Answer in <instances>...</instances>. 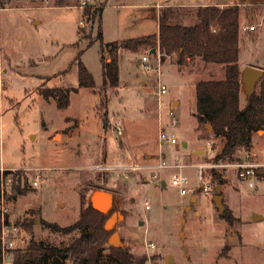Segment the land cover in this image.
<instances>
[{
	"label": "rangeland",
	"instance_id": "374dc122",
	"mask_svg": "<svg viewBox=\"0 0 264 264\" xmlns=\"http://www.w3.org/2000/svg\"><path fill=\"white\" fill-rule=\"evenodd\" d=\"M3 1L0 169L23 175L19 182L20 187L25 186L23 192L14 197L10 189L6 195L9 221L20 224L15 240L18 249H24L30 239L67 245L71 235L52 233L41 221L61 226L73 223L89 206L91 193L102 189L114 195L110 213L123 215L115 229L133 264H138L136 258L142 260L139 264H264V132L254 133L251 144L239 152L241 159L249 156L248 160L258 165L255 170L260 173L252 178L253 186L238 178L236 161H210L217 147L212 149L211 140L200 138L193 115L195 82L190 73L201 71L200 64L177 66L174 58H169L160 61L158 75L154 69L158 50L150 56V70L141 64L147 50H120L117 87L105 88L101 96L93 89L78 87L70 92L67 107L59 109L56 100L44 99L40 90L77 87V57L101 87L99 42L87 46L96 35L97 18L87 20L79 0H69L71 4L63 6L53 5L54 0ZM182 1L87 3L102 5V37L111 42L155 33L158 4ZM250 11L251 7H243V15ZM194 21L193 15L183 23ZM261 22L256 16L240 24L255 26L254 30L239 29V63L244 69L251 65L264 69ZM162 85L166 93L157 97ZM239 104H245L243 93ZM172 118L177 143L160 145V123H171ZM116 126L121 128L120 135ZM160 153L170 167L156 171L158 178L151 176L154 170L134 168L155 163ZM174 163L184 165L181 172L189 180L184 195L171 183L177 170L171 167ZM211 167L225 177L222 202L231 213V223L214 206ZM35 172L40 177L37 185L31 186ZM202 182L211 184L208 194L202 192ZM253 214L262 218L253 221ZM148 241L155 248L147 250ZM108 249L106 244L99 264H116L109 261Z\"/></svg>",
	"mask_w": 264,
	"mask_h": 264
},
{
	"label": "trees",
	"instance_id": "16d2710c",
	"mask_svg": "<svg viewBox=\"0 0 264 264\" xmlns=\"http://www.w3.org/2000/svg\"><path fill=\"white\" fill-rule=\"evenodd\" d=\"M0 4H4L0 0ZM69 0H54L53 5H70ZM187 8L165 6L158 12V32L139 37L126 38L120 41L104 42L101 28L102 5L86 4L83 14L87 20L97 18L98 27L90 46L99 42V61L101 65L102 83L98 87L92 73L77 57L78 86L72 88L43 87L40 94L44 99H55L59 109L69 103L70 92L79 87L93 89L102 95L105 88H115L119 82L118 53L119 50L138 52L147 50L159 52L160 61L166 57L174 58L177 66L185 65L188 60L198 59L202 63L220 65L223 77L220 79H197L195 87V110L198 134L201 139L211 140V148L217 150L210 159L214 164L241 160L239 152L251 144L253 134L258 130L264 132V69L257 80L254 90L246 94L245 104L240 107V92L243 89L241 70L238 65L239 56V7L230 5L220 8L215 5L200 6L195 9V21L191 25L183 24L188 14ZM81 51L78 52L80 54ZM103 98H101L102 102ZM210 127V131L208 130ZM219 141L220 145H217ZM11 174V192L14 197L21 194L22 172L4 170ZM212 181L223 185V173L214 167L210 168ZM25 183V182H24ZM215 190V188H214ZM110 212L103 214L95 210L91 204L79 212L73 223L61 226L56 222L42 220L41 223L52 233L71 235L70 242L61 246L30 239L24 249H17L14 264H99V257L108 244L110 231L103 227ZM221 217L228 223L232 216L225 206ZM29 228L28 223H23ZM109 245V244H108ZM115 248V249H114ZM107 257L116 264H133L130 253L122 247L109 245ZM137 263L142 260L136 258ZM1 264V261H0Z\"/></svg>",
	"mask_w": 264,
	"mask_h": 264
},
{
	"label": "built area",
	"instance_id": "2783aa9c",
	"mask_svg": "<svg viewBox=\"0 0 264 264\" xmlns=\"http://www.w3.org/2000/svg\"><path fill=\"white\" fill-rule=\"evenodd\" d=\"M89 0H79L80 7H84L86 4H88ZM79 24L82 25V20L79 21ZM239 29H242L244 31L246 30H253L254 25H242L239 26ZM152 53H145L141 56V64L145 70H150V56ZM156 67L154 68L158 75L160 74V58H159V52H157V59L155 61ZM166 93V87L163 85L160 86L156 92L157 97H161V95ZM172 114V111H169V115ZM175 119L172 118L171 123H164L162 125V121L160 123V128L158 130V143L160 145L167 143V144H176L177 138L175 136V133L173 131V126L175 124ZM116 134H121V128L119 126L115 127ZM249 156L246 159H241L239 161H236L234 165L237 168V176L239 179L246 181L248 186H253L252 178L254 176H257L260 173V170H255L258 165L256 163H252L248 160ZM183 164L174 163L171 165L172 168H176L177 170L175 173L172 174L171 183L178 187V191L180 195L186 194V186L189 184L188 177L181 172V169L183 168ZM261 166V165H259ZM170 167V165L167 163V161L164 158V155L162 153L159 154V158L155 163L152 164H145L142 166H135L136 169H146V170H154L155 172L152 173L153 178H158V174L156 171L163 170L165 168ZM38 169H34V171H37ZM40 177V174L35 172V175L33 179L31 180L30 185L36 186L37 185V178ZM201 178V175L199 176ZM202 192L204 194H208L212 190V186L209 182H202L201 183ZM11 189V174H4V170L0 169V261L1 264H14L13 259L16 250L18 247L16 246L15 240L17 238V234L19 233L20 224L13 223L9 221L8 218V212H9V204L7 202L6 195ZM144 207L147 209L148 204L145 202ZM145 248L147 250H151L155 248V245L152 241H148L145 244ZM151 264V263H150ZM155 264V263H153Z\"/></svg>",
	"mask_w": 264,
	"mask_h": 264
},
{
	"label": "crops",
	"instance_id": "0c3cea01",
	"mask_svg": "<svg viewBox=\"0 0 264 264\" xmlns=\"http://www.w3.org/2000/svg\"><path fill=\"white\" fill-rule=\"evenodd\" d=\"M210 5H215V6H218L220 8L227 7L230 5H237L239 7V15H238L239 26H240V24H242V20L252 19L253 17H256V16L259 19V23H262L261 20L264 22V0H208V1H205V0H195V1L184 0L182 2H164L163 4H158L159 7H157L158 10L156 12V15H157V19H158V12H159L160 8L165 7V6L184 7V8L188 9L187 10L188 14L183 19V21H185L188 18H190V19L193 18V15L195 17V9L197 7L210 6ZM243 7H251L252 8V11L245 14L246 17H244L245 15H243V13H244ZM192 12H194V13L192 14ZM183 24H185V23H183ZM185 25H191V24H185ZM245 25H247V24H245ZM248 25H251V24H248ZM254 29H255V26H254ZM157 32H158V22H157V31L155 33H157ZM239 33H240V39H241V31ZM156 50H158V49H156ZM239 51H240V48H239ZM123 52H125V51H123ZM128 52L132 53L131 51H128ZM125 53H127V52H125ZM119 54H121L120 50H119ZM169 58L171 59V57H166L164 61L168 60ZM188 62H190V63L195 62V63L200 64V70L201 71H196V72H194L193 75L190 73L191 79L194 80L193 82H195L197 79H220L223 77V70H222L220 65L211 64V63L205 64V63L200 62L198 59L188 60L187 63ZM118 64H119V57H118ZM262 64H264V58L262 60ZM238 65H239V68L242 72V70L244 68L239 63V56H238ZM251 67H256V68L262 69V66L260 67L257 65H251ZM195 75L196 76L199 75V78H196ZM242 93L244 94V99H245L246 93L244 92V87H243L242 91L240 92V96ZM194 110H195V106H194ZM182 145L186 146L187 142L182 141ZM164 186H165V184H164Z\"/></svg>",
	"mask_w": 264,
	"mask_h": 264
},
{
	"label": "water",
	"instance_id": "95a60500",
	"mask_svg": "<svg viewBox=\"0 0 264 264\" xmlns=\"http://www.w3.org/2000/svg\"><path fill=\"white\" fill-rule=\"evenodd\" d=\"M263 70L248 66L241 72V81L243 83L244 92L247 95H250L255 87V84L257 80L262 76ZM208 130L210 131V127L208 126ZM161 186L164 187V182L161 183ZM222 194H221V185L215 186V191L213 194V203L216 207L218 213H222L224 210V205L222 202ZM114 202V195L106 190L97 189L94 190L90 195V204L91 206L103 213L107 214L110 212ZM123 218V215L119 212H114L109 215V217L106 219L103 227L106 231H110V235L108 238V244L113 247H123V243L120 240V237L115 229L116 223L119 221V219ZM262 218L260 215L253 214L251 219L253 221L259 220Z\"/></svg>",
	"mask_w": 264,
	"mask_h": 264
},
{
	"label": "flooded vegetation",
	"instance_id": "af4514ba",
	"mask_svg": "<svg viewBox=\"0 0 264 264\" xmlns=\"http://www.w3.org/2000/svg\"><path fill=\"white\" fill-rule=\"evenodd\" d=\"M111 209H112V208H111ZM110 211H111V210H110ZM111 213H112V212H111ZM111 213H110V214H111ZM117 223H118V222H117ZM117 223H116V224H117Z\"/></svg>",
	"mask_w": 264,
	"mask_h": 264
}]
</instances>
